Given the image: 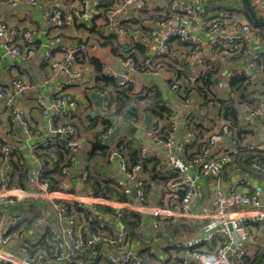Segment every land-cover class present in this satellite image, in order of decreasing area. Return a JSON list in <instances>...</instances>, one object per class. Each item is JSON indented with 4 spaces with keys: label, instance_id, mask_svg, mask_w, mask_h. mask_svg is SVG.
Instances as JSON below:
<instances>
[{
    "label": "crops",
    "instance_id": "crops-1",
    "mask_svg": "<svg viewBox=\"0 0 264 264\" xmlns=\"http://www.w3.org/2000/svg\"><path fill=\"white\" fill-rule=\"evenodd\" d=\"M12 1L14 0H0V17L11 21L18 31L34 25L37 44L36 52L31 59L23 62L17 61L16 65L12 68L8 67V59L3 57V50L0 48V61L4 69L3 73L0 74V90H7L10 82L15 77L27 79L33 86L31 91L18 100V103L23 107L30 121L31 136H25L19 127H14L8 117H4L0 125V135H9L14 143L20 147L10 159L12 174L8 187H22L26 185L25 175H27L29 168L34 165L32 152L42 153V149H40L42 141L48 138L53 143L60 141L58 134L50 137L48 119L35 101V96H43L45 98L53 96L65 79L64 76H52L49 66L44 63L49 33L60 35L70 43L84 41L89 47L76 61V68L80 69L82 78L74 86L69 85L63 90V93L72 95L75 103L68 106L69 115L59 118L54 122L55 125L65 122L74 124L81 144V148L76 154L73 163H70L72 166L70 173L72 179L69 180L71 184L68 191L69 197H73L72 194H74L89 200L87 203L89 205L88 210L94 211V213L95 211H102L104 207L113 208L117 212L123 206L118 201L124 203L135 201V190L133 191V200L131 198L125 200L116 196H96L94 194V186L89 177L92 176V179L99 180L110 179L116 187L123 191L124 189L120 188L117 184V179L121 178L123 173L119 167V159L112 156L113 151H119L130 163L132 151L137 150V152L139 151L138 157L140 156L149 160L150 163L148 165L150 167L154 161L161 160V166L156 168L154 172H151L152 176L144 169L146 181L148 184L149 182L151 183V193L149 196L146 194V207H141L144 211L129 208L122 209L125 210V213L132 210L141 214L143 218V221L139 225L138 234L132 236L130 229L129 242L133 247L140 249L143 264H196V261L187 255L188 253H185V255L175 253L176 251L173 248L179 247H175L174 243L180 237L192 238L195 235L207 233L209 231L207 226L210 221L202 218L189 219L188 217L181 216L167 217L166 215H155L152 213V208L155 207H160L164 210L173 209L181 200L178 196L180 192L179 184H177L178 175L173 172V169H169L165 165L163 154L166 148L162 143L156 142L155 138L165 137L171 127L172 121L175 119L179 125L178 137L180 140L188 132H191L193 135V143L201 140L202 138H197L194 130L195 122H197L196 119L188 126L184 125V120L188 108H193L194 104L202 105L207 103L204 96L202 97L198 95L196 90H192L186 91V98H189L191 93L194 94L192 101L186 104V100L182 96L176 94L171 87H165L162 84L164 76L171 77L172 73H175L173 71L174 67L179 66L181 63H186V60L182 61V49L176 44L177 39H171L168 47L169 50L161 54H157L155 51V41L149 40V33L153 29V23L156 19V17L152 18L151 15L157 14L159 18H167L170 15L168 9L169 0H145L146 4L143 9L141 8L142 10L133 14L130 30L135 35V38L131 47L134 48L136 44V57L137 62H139L137 66L139 70L133 78L132 84L134 85V89L132 93L135 97L143 95L144 98L139 99L137 102L134 101L127 111H112L111 103L115 101L114 95L117 89L115 87H107L104 90L99 89L96 83V73L91 63V59L97 58L103 66L109 65L118 73L126 72L124 63L117 60V55L113 52L112 45L102 44V41L105 40L103 37L107 36H105L103 24L97 16L101 10V5L105 3L104 0H85L86 2L82 6V9L73 8V0H38L37 6H29L24 4L23 1L18 8L10 4ZM252 2L251 0V4ZM201 4L206 7L208 12L220 9V12L231 16L226 23L230 27L236 26L239 20L245 18L241 14L245 5L243 0H219L217 2L203 0ZM29 9L31 10L30 16L27 14ZM55 9L62 10L66 23L64 27H50L49 18ZM230 9H235L236 11L231 14ZM80 11H84V13H80ZM236 15H239L240 18H237ZM261 17L264 18V15H261ZM192 33L194 40L190 41L189 44L209 40L208 34L200 29H193ZM260 37L254 32L251 37L246 38L240 43L236 49L226 53L229 58H235L232 61H227L223 58V55L220 56L219 60H222L221 66L231 68L247 64L254 52L264 50ZM184 52L186 53V49ZM220 54L225 53H219L218 56ZM190 66L193 77H197L203 70L195 59ZM181 67L184 68L183 65ZM254 73V79L248 80L250 85L245 88L244 92L249 98H259L262 102L257 107H260L264 103L263 60H261L259 67L254 69ZM44 78H47V81ZM215 80L216 83L213 86L212 92L215 94L216 100L212 101L210 110L203 114L200 121L209 127V129L212 126L213 128L218 127L219 129H223V127H226L225 122H229L233 134L230 137L224 135L226 141L223 144L230 149L232 157L223 176H210L200 179L199 184L204 197L199 200L198 206L202 205L204 201L207 202L214 195L216 189H228L232 181L237 177H246L250 182V189L258 190L261 194L262 203H264V152L240 151L242 143L264 144V121L260 117L251 118L248 116V109L252 105L249 102L239 105L236 91L232 89L230 81L228 82L226 77L220 76V68L215 74ZM103 91H107V93ZM155 92H158L160 95L159 101L161 106L168 108L169 114L171 113L170 119L166 120V118L157 117L165 115L167 111H152L153 109H149V107H153L150 97H153ZM227 99H230L231 104L235 103L239 106L237 121H233V126L231 121H226L222 118V102ZM155 112L160 113V115ZM107 126L112 127V134L106 144L110 148V152L105 155L91 157L90 152L94 140H96L98 135L100 136L107 130ZM188 146L192 145L187 144L185 149L178 153L180 162L191 159L187 150ZM143 148H146L147 156L142 153ZM262 149L264 150V148ZM2 162L0 156V164ZM44 163L47 164V161ZM49 169L53 170L55 167ZM84 172L88 173L87 178L83 177ZM194 172L195 169L190 168L187 174L192 175ZM1 178L2 176L0 175V181ZM65 181L62 176L59 187H57L58 190L62 189L66 183ZM86 181H88V184H86ZM31 203L32 200L28 204L22 205L21 212L24 215L28 214V209H31L34 213L33 217L38 214L39 216H43L51 209L50 205L35 208L34 206H30ZM75 204L76 202L70 198V205L75 206ZM196 211L200 212L201 208L197 207ZM109 215L110 221L106 225V234L113 232L116 227V220H118L117 217L111 216L110 213ZM262 222L258 221L255 223L260 225ZM17 226L21 227V229L18 230L19 227L13 226L9 228V234H5V236H8L7 242L0 243L4 248L18 251L21 245L28 244L26 240L36 243L47 233L44 228L37 227L34 224L30 228H24V225ZM1 233L2 229L0 227V235ZM251 233H254V231ZM252 239L251 234L247 245L248 254L251 252L250 249L253 245H260L257 242L253 243ZM217 242L218 239L216 238L212 242L204 243L202 248L212 250L215 248ZM143 244L145 246H142ZM45 262L47 264H58L55 260L53 262L48 255ZM104 264H106L105 259Z\"/></svg>",
    "mask_w": 264,
    "mask_h": 264
},
{
    "label": "built area",
    "instance_id": "built-area-1",
    "mask_svg": "<svg viewBox=\"0 0 264 264\" xmlns=\"http://www.w3.org/2000/svg\"><path fill=\"white\" fill-rule=\"evenodd\" d=\"M23 1L29 6H37L39 2L38 0H14L10 4L18 8ZM202 1L169 0L170 15L167 18L157 17L153 23V29L149 33V40L155 41L157 54L169 50L171 39H177L180 42L193 41V29H200L209 36L208 41L197 42L194 54L203 51L207 58L211 55V59L214 58L215 50L219 51V48L233 49L253 35V29L245 19L239 20L236 26H227L226 23L231 16L220 12V9L208 12L206 7L201 4ZM206 1L217 2L219 0ZM252 1L257 12L264 15V0ZM85 2V0H73L72 7L82 9ZM145 4V0H113V4L107 9L102 4L97 17L103 24L105 36H113L121 45L131 48L135 35L130 30V23L133 14L142 10ZM30 11V9L27 11L29 16L31 15ZM80 13H84V11H80ZM236 17L240 18L239 15ZM223 18L225 19L223 20ZM49 19L50 27L60 28L66 25L60 9H55ZM34 29L35 26L30 25L27 30L18 31L11 21L0 17V48L3 50V57L8 59L9 68L14 67L17 61H28L34 56L37 44ZM260 39L264 45V36ZM88 47L89 45L84 41L70 43L60 35L49 33L44 60L49 63L52 76H64L65 79L53 96L49 98L35 96L36 104L41 108L42 113L48 116L50 137L58 134L60 141L69 148L72 163L81 148L76 128L71 122L58 125H55L54 122L55 118H64L69 115L68 106L75 103L72 95L63 93V90L69 85L74 86L82 78L80 69L76 68L75 58L86 52ZM117 60L124 63L126 72L118 73L109 65H104L103 73L114 77L118 87L128 86L133 82L134 75L139 70L137 62L133 57L123 55H117ZM261 60L264 61V50L254 52L247 64L231 68L223 67L220 76L226 77L228 82L236 77L251 81L255 77L254 69L259 67ZM3 71L0 61V74ZM173 74L171 77L164 76L162 84L165 87H171L178 94L181 87L175 81L176 78ZM44 80L47 81V78ZM32 88L33 86L27 79L15 77L7 90H0V125L2 119L8 117L14 127H19L25 136H31L30 121L18 100ZM103 92L107 93V91ZM190 102V99L186 100V104ZM226 102L229 103L230 99H227ZM128 108H120L116 101L111 103L112 111H127ZM210 108L211 103L194 104L193 108H188L184 125L192 124L194 119H202L203 114ZM248 116L251 118L260 117L264 121V103L260 107L249 108ZM225 123L226 127L223 129L215 127L211 133L199 140L200 146L197 154L187 161L180 162L178 153L185 149L186 144L193 143L194 138L192 133L188 132L180 140L178 137L179 125L175 119L165 137L155 138L156 142L162 143L166 148L163 154L165 165L173 171L177 170V184H179V189L184 191V195L173 209L164 210L155 207L152 208V213L167 217L181 216L210 221L207 233L195 235L192 238L180 237L174 243L179 248H185L196 264H247L245 259L248 253L250 231L246 223L248 221H264V203H262L261 194L258 190L250 189V182L246 177L235 178L228 189H216L214 195L207 202L204 201L202 205L198 206L199 200L204 197L199 184L200 179L223 176L231 161L232 153L223 143L226 141L224 135L230 137L233 130L229 122ZM111 134L112 127H109L99 136L101 143L107 144ZM0 140V156L3 161L0 164V175L2 176L0 181V227L2 229L0 243L7 242L8 236L5 234L8 233L11 226L26 223V217L21 209L11 208V206L21 207L31 200L41 199L50 202L53 207V213L48 211L46 215L36 220L37 227L44 228L46 232H49L50 241L56 250L53 262L55 260L58 264H104L105 259L106 264H143L140 249L133 247L129 242V225L120 219L125 214L122 210L124 208L144 211L141 207H146L144 190L146 175L140 163L131 165L119 151L112 153L113 157L119 159V167L123 173V176L117 179L118 186L127 191L135 190L136 200L130 203L118 201L123 206L117 213L118 223L111 236L100 232L106 223L103 220L106 221V219L103 218L99 224H95L97 225L96 229L91 223L94 219L92 215L88 217L86 226L80 222L78 216L74 215L76 212L74 207L88 210L89 200L74 194H72L73 197H69L68 191L71 186L69 180L72 179L70 164L64 165L62 169V173L67 178L62 191L55 189L45 174L44 162L47 158L33 151L34 165L31 166L26 185L8 187L12 174L10 159L19 147L7 134L0 135ZM50 141L48 138L40 145L47 146ZM242 145L251 148H264V144L242 143ZM142 153L147 156L146 148L142 149ZM50 156L56 158V153L52 152ZM190 168L195 169L192 175L187 174ZM87 176L88 173L84 172L83 177L87 178ZM65 194L66 196H64ZM70 198L76 202L75 206L70 205ZM197 207L201 208L200 212L196 211ZM97 232L101 234H96ZM216 238L218 242L214 249L202 248L201 245L212 242ZM46 258L47 255L43 251L31 250L28 246L15 251L0 245V264H47Z\"/></svg>",
    "mask_w": 264,
    "mask_h": 264
},
{
    "label": "trees",
    "instance_id": "trees-1",
    "mask_svg": "<svg viewBox=\"0 0 264 264\" xmlns=\"http://www.w3.org/2000/svg\"><path fill=\"white\" fill-rule=\"evenodd\" d=\"M243 1L245 2V0H243ZM249 1H250V5H251L252 9L254 10V12L257 16L256 17L257 20L256 21L253 20V17H252V15L248 9L246 2H245V5L243 6L241 14L244 15V17H245L244 19L246 20V22H248L251 25L253 31L262 37V36H264V18H262L261 15L257 12L253 3L251 4V0H249ZM112 4H113V0H105V3L103 6L107 9L108 6H110ZM235 11H236L235 9H230L231 14L234 13ZM257 14H259V15H257ZM151 16H152V18L158 17L157 14L156 15L152 14ZM206 18H207V16H206ZM224 19L225 18H223V20ZM103 39H105V40L102 41V44L112 45V50L116 55H123L125 57L131 56L137 62L136 44H135L134 48H132V47L127 48V47L121 45L119 43V41L115 40V38L113 36L103 37ZM176 44H178V46L182 49L181 50L182 61L184 62L186 60L185 64L181 63L179 66H176L173 68V71L175 72L173 75H175V78H176L175 81L181 87V91L178 93V95L182 96L185 100L190 99L192 101L194 94L191 93L190 94L191 96L189 95L190 97L186 98V96H187L186 91L196 90L198 95H200L202 97L204 96L206 98L207 103H212L213 100H216V96H214L215 94L212 92L213 86L216 83L215 74L217 73L219 68H220V71L223 68L221 66L222 60H219V57L223 55L224 59H226L227 61H232L235 58L234 57L229 58L228 55H226V53H229L230 51L236 49L237 46L234 47L233 49L219 48L220 49L219 51L215 50L214 58L211 59L210 58L211 55H209L207 58L204 55L203 51H199V53L194 54L197 43L189 44V42L176 41ZM176 48H177V46H176ZM185 49H186V53L184 52ZM219 53H225V54H220L218 56ZM194 59L199 63V65L203 69L202 72L197 77H193L191 74L190 64L192 63V61ZM91 61H92L91 63L93 65L94 71L96 73L97 87L101 90H104L107 87H115L117 90L115 91L114 100L119 104L120 108L129 107L133 104L134 101L137 102L139 99L144 98L143 95L138 96V97L133 96L132 91L134 89V85L132 83H130L128 86L118 87V85L116 83V79L114 77L106 75L103 73V64L100 61H98L96 59H91ZM203 61H205V64H203ZM212 62H213V64L210 65ZM44 63L46 65L49 64L45 60H44ZM137 63H139V62H137ZM182 65L184 66V68L181 67ZM139 66L141 67L140 64H139ZM230 85H231L232 89L234 91H236L235 93H236L237 98L239 99V105L241 103L249 102V104L252 105L251 108H256L262 102L259 100V98H249L246 96L247 94L244 92L245 88H247L250 85V82L246 78L236 77L230 81ZM159 96H160L159 93L155 92L154 96L150 97L151 101L153 102V107H149V109H151V110L153 109L152 111H167V113L163 116H157V115L156 116L158 118L163 117V118H166V120H168V119H170L171 113L169 114L168 108L161 106L160 101H159ZM220 103H221V101H220ZM222 104H223L221 107V111H223L222 118L226 121H231L232 126H233V123H234L233 121H235V122L237 121L239 106H237L235 103L234 104H231L230 102L227 103L226 101L222 102ZM155 113L160 115V113H157V112H155ZM46 117L48 118V116H46ZM57 119H59V118H55V120H57ZM200 120L196 119L197 122H195L194 130L196 132L197 138H204L209 133H211L215 127L213 128V126H212L211 129H209V127H207ZM108 128H109V126H107L106 129H108ZM193 141H194V139H193ZM191 145L192 146L187 147V150H188L189 156H191L189 158L192 159L197 154L200 144H199V142L195 141L193 144L191 143ZM40 147H41L40 149H42V151H41L42 153H40V155L47 158L45 160V161H47V164H45V167H46L45 174H46L47 178L49 179L53 188L58 189L57 187H59V184L61 182V177L63 176V180L67 179L66 176L62 173V169H63L64 165L71 163L69 148L66 144H64L61 141H57L56 143H53L50 141V143L47 146H41L40 145ZM240 151H243V152H246V151L264 152V150L262 148H259V147L251 148V147H247V146H243V145H242V147H240ZM52 152L56 153V158H52L50 156V154ZM109 152H110V148L108 147V145L101 143V141L99 140V135H98V137L96 138V140H94V142L92 144V149L90 152L91 157H94L97 155H105ZM138 153H139V151L137 152V150L132 151V158H131L130 164L135 165L137 163H140L143 166V168L146 171H148L152 176L153 174L151 172H154V170H156V168L161 166V160L154 161L153 165L150 167L148 165L150 163L149 160L141 158L140 156L138 157ZM50 166H52V167H50ZM53 167H55V169H53V170L49 169V168H53ZM30 170H31V168H29V170L27 171V175H25L26 180H28V174H29ZM176 171L177 170H174L173 172L176 173ZM154 178H156V177L154 176ZM89 180L92 182V184L94 186V194L96 196H105V197L116 196V197H119V198L125 199V200H127L129 198H131V200L134 199L133 191H127L126 189L121 191L118 187H116L114 185L113 181L110 179H102V180L92 179V176H90ZM146 183H147V181H146ZM86 184H88V181H86ZM150 185H151V183L149 182V184L147 183L145 185V188H144L145 193L148 196L151 193V186ZM179 191L180 192H179L178 196L181 199L184 195V191L183 190H179ZM135 200H136V198H135ZM47 205L51 206L49 213H53V207H52L51 203L46 201V200L35 199V200H32V203L30 204V206H34L35 208H38L39 206H47ZM21 207L16 206V205L11 206V208H20V209H21ZM74 208L76 210L74 215L78 216L80 219V222H83L84 225H86L88 217L90 215H92L94 217V219L91 221V223H92V225H95V224H99L100 221L103 220V218L106 219V221H110L109 213L113 217H116L117 213H118V211L115 212L113 210V208L109 209L107 207H104L105 210L103 209L102 211H97V212L95 211V213H94V211L83 210V209L77 208V207H74ZM28 211H29L28 214L24 215L26 217V223L23 226L24 228H30L32 226V224L36 225L37 218L41 217V216H39V214L35 215V217H33L34 216L33 211L31 209L30 210L28 209ZM123 212L125 213V210H123ZM120 219H123V221L127 222V224L130 226L129 228L131 229V235L132 236H134L135 234H138L139 229H140L139 225L143 221L141 214L133 212L132 210H130V211H126V213L124 215H122L120 217ZM117 223H118V220H116V224ZM246 225L249 228L250 233L259 227L258 226L259 224L255 223L254 221H248L246 223ZM14 226L19 227L17 225H14ZM11 227H13V226H11ZM93 228H95V227H93ZM20 229H21V227L18 228V230H20ZM114 230H115V228H114ZM114 230L109 235L112 236L114 234ZM7 234H9V229H8ZM26 242L28 244H23L20 246V248H22L24 246H28V247L32 246L31 249H33L35 251L41 250L44 252L45 255H48L50 257V259L53 260V258H54L53 256L56 253V250L50 241L49 232L45 233L36 243H33L30 240H26ZM34 244H36V245H34ZM203 245H201V246H203ZM142 246H145V244H143ZM175 247H177V246H175ZM173 250H175L176 251L175 253H178V254H184V255H185V253L187 254V252H186L187 250L185 248H182V249L181 248H176V249L173 248ZM262 251H264V248L255 251L253 257H251V255H249L247 253L245 262L247 264H254L257 261L259 255L262 253ZM260 263L264 264V258L261 260ZM188 264H195V263H188Z\"/></svg>",
    "mask_w": 264,
    "mask_h": 264
},
{
    "label": "rangeland",
    "instance_id": "rangeland-1",
    "mask_svg": "<svg viewBox=\"0 0 264 264\" xmlns=\"http://www.w3.org/2000/svg\"><path fill=\"white\" fill-rule=\"evenodd\" d=\"M49 24H50V21H49ZM34 26V25H33ZM29 28V26L28 27H26L24 30H22V31H25V30H27ZM34 31H35V29H34ZM84 53H81L80 55H78L76 58H75V61H77V58L79 57V56H81V55H83ZM59 56V55H58ZM96 60H98L97 58H96ZM99 61V60H98ZM71 62L72 63H74V61L73 60H71ZM104 222H106L105 223V226L104 227H102L101 229H100V232H102V233H105L106 234V231H107V227H106V225L108 224V221H105V220H103ZM96 226L97 225H94L93 227H95L96 228ZM254 231V233H251L252 234V241H253V243H259L260 244V246H257V245H253L252 247H251V249H250V251L251 252H249V255H251V257H253L254 256V252L255 251H257V250H259V249H263L264 248V221L259 225V227L257 228V229H255V230H253ZM96 234H101V233H96ZM250 234V235H251ZM185 236V235H184ZM100 260L102 259V258H99ZM261 264V263H260Z\"/></svg>",
    "mask_w": 264,
    "mask_h": 264
},
{
    "label": "water",
    "instance_id": "water-1",
    "mask_svg": "<svg viewBox=\"0 0 264 264\" xmlns=\"http://www.w3.org/2000/svg\"><path fill=\"white\" fill-rule=\"evenodd\" d=\"M247 6H248V9L253 17V20L256 21L257 20V16L254 12V10L252 9L251 5H250V1L249 0H245ZM135 195H136V192H135ZM264 258V251H262V253L259 255L257 261L254 263V264H259L261 262V260Z\"/></svg>",
    "mask_w": 264,
    "mask_h": 264
}]
</instances>
